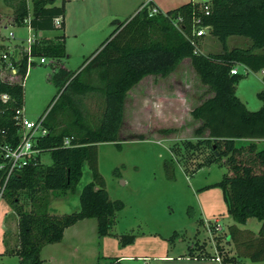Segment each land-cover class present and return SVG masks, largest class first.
Listing matches in <instances>:
<instances>
[{
  "label": "trees",
  "instance_id": "obj_1",
  "mask_svg": "<svg viewBox=\"0 0 264 264\" xmlns=\"http://www.w3.org/2000/svg\"><path fill=\"white\" fill-rule=\"evenodd\" d=\"M2 2L10 9L12 22L17 26L29 16L34 32L63 27V0L59 5H53V0H29V7L27 0ZM208 2V14L191 0L165 12L157 9L151 15L148 13L152 4H140L131 15L115 24L75 71L67 70L60 62L66 57L62 33L53 38L34 39L30 54L48 60L52 70L46 79L57 90L45 110L43 124L48 133L36 145L40 155L49 153L50 164L24 167L9 179L3 195L17 215L16 243L8 253L16 256L18 264H41L40 248L59 242L63 230L82 219L95 220L97 236L109 234L115 212L122 204L107 197L104 180L97 170L96 146L117 141L127 91L146 75L167 76L184 58H188L199 82L212 93L189 111L200 124L194 129L198 135L195 143L187 141V144L207 146L212 162L225 169L217 182L204 188L220 189L226 213L235 223L227 227L223 236L225 243L232 244L234 254L225 253L216 238L215 254L221 257L220 264H239L242 258L264 264V89L255 93L260 107L248 110L234 92L244 75L229 72L235 65H242L246 72L260 73L264 83V0ZM55 17H61L59 28L52 24ZM196 18L207 27L205 35L220 43V51H199L198 38L203 36L191 34ZM230 36L246 38L249 43L227 48L225 41ZM24 68L25 56L19 63L20 71ZM1 93H6L9 99L5 104L0 102V127L6 130L7 140L15 142L18 128L13 110L22 105V87L0 80ZM89 93L96 94L103 105L94 125L86 119L81 104V98ZM204 133L205 137L200 138ZM64 138H70L68 146L62 144ZM84 164L91 179L78 191V210L49 213L42 194L74 192ZM21 190L29 192L28 211L18 204ZM248 218L259 222L256 233L236 226ZM132 240L130 234L119 236L121 245ZM215 254L210 255L203 243L195 242L187 246L186 257L211 260ZM114 260L118 264L115 258L109 264Z\"/></svg>",
  "mask_w": 264,
  "mask_h": 264
},
{
  "label": "rangeland",
  "instance_id": "obj_2",
  "mask_svg": "<svg viewBox=\"0 0 264 264\" xmlns=\"http://www.w3.org/2000/svg\"><path fill=\"white\" fill-rule=\"evenodd\" d=\"M55 1L60 4V0ZM70 5L68 8L74 11L73 4ZM8 12L0 0L2 27L11 22ZM133 12L121 15L117 20L104 14L97 15V12L92 14L91 11L85 13V17L82 15L84 21L80 32L83 36L67 41V56L60 61L63 67L75 71L115 24ZM6 27V30L0 29V45L10 48L23 44L20 38L26 36L25 27L9 24ZM100 27L105 35L97 34V37L102 36L99 41L90 40L93 42L86 43L81 49V40L84 42L85 37L92 35L91 31ZM8 31L13 32L14 38H8ZM60 33L53 30L45 32V35ZM198 43L202 53L221 49L220 43L208 34L198 38ZM248 43V39L239 36H230L225 41L227 48L243 47ZM44 59L45 63H39L37 57L32 59L22 83L24 116L32 121L45 112L57 90L46 79L52 66ZM236 67L238 73L244 76L235 86V95L248 110H255L259 105L255 93L264 89L260 74H244L240 65ZM211 94L199 82L189 60L182 61L165 78L142 77L133 89L127 91L117 141L98 143L96 146L97 170L104 180L107 197L111 201H120L122 207L115 212L108 235H96L93 218L77 224L85 231L81 237L85 240L84 245L95 249L103 264H109L110 259L123 254L147 256V264H217L210 259L183 260L187 256V246L195 242L203 243L210 255L215 254V238L225 253L234 254L232 244L225 243L223 237L227 227L235 223L226 213L221 191L218 187L204 188L217 182L225 169L212 162L207 146L187 144V141L195 143L198 135L194 134V129L200 124L190 116L189 111ZM81 100L86 119L90 124H96L103 107L101 100L93 93L86 94ZM199 137L204 138L205 133ZM40 163L50 164L48 152L41 154ZM90 179V172L84 164L74 192H44L42 195L46 198L48 212L63 214L78 210V191ZM28 195V190L18 192V204L25 211L30 209ZM236 226L256 233L259 222L248 218L244 224ZM126 234L133 235V240L121 245L119 236ZM16 235L17 215L7 197L3 196L0 199V264H18L16 256L8 253L15 246ZM162 254H167L173 261H157L155 257ZM126 264L142 263L134 259ZM239 264L260 263L242 258Z\"/></svg>",
  "mask_w": 264,
  "mask_h": 264
},
{
  "label": "built area",
  "instance_id": "obj_3",
  "mask_svg": "<svg viewBox=\"0 0 264 264\" xmlns=\"http://www.w3.org/2000/svg\"><path fill=\"white\" fill-rule=\"evenodd\" d=\"M149 0H144L143 5L148 4ZM199 9L204 14L209 12L208 0H199ZM157 12L155 7H149V15ZM11 22L5 23L2 27L0 22V29L6 30V24L17 26L12 22V18L9 19ZM179 21V18H177ZM52 24L55 28H59L61 25V17H55L52 19ZM26 29V36L20 38V44L12 46L10 48H4L0 50V80L9 83H16L22 87L24 77L27 73L28 66L32 63V59L35 58L30 54V47L33 43L35 34L33 29L29 25V16L24 18L21 25ZM207 32V27L200 24V19L196 18L192 26V37L204 36ZM8 38H14V34L11 31L7 33ZM191 44H195L192 39H189ZM197 51L194 50V53ZM25 56V68L23 71L19 69V63ZM12 58V59H11ZM39 63H45V59L42 57L38 58ZM246 70L243 68V72ZM230 74L238 73L235 67L230 69ZM9 97L6 93L0 94V102L5 104ZM46 111L40 115L36 120L32 121L24 116V110L22 105L13 110V120L17 126V139L15 142L7 140V132L4 128L0 127V199L4 195L6 185L21 169L28 165H36L40 163V150L38 149L37 141L44 137L48 130L44 126L43 121ZM70 138H64L62 144L64 146L69 145ZM144 260V259H143ZM211 261L220 264V259L215 254Z\"/></svg>",
  "mask_w": 264,
  "mask_h": 264
},
{
  "label": "crops",
  "instance_id": "obj_4",
  "mask_svg": "<svg viewBox=\"0 0 264 264\" xmlns=\"http://www.w3.org/2000/svg\"><path fill=\"white\" fill-rule=\"evenodd\" d=\"M149 1L153 7H155L161 12H165L167 10H170L172 8L179 6L182 3L187 2V1L184 2V0H149ZM143 2L144 0H63V6H64L63 27L61 30H58V31L62 33L63 38H64L65 53L67 52V49H68L67 41L69 40V38H78V36H81V37L83 36V33L80 32L81 31L80 26L82 24V21H84V19H82L81 17L82 15L83 17H85V13H87L88 11H91L92 14L94 12H97V15L104 14L107 17L111 16L115 20H117V17H120L121 15H126L127 13H130V11L132 10L135 11V9ZM70 4H73L72 6H74V11L73 9L68 8ZM53 5H59V2H56L55 0H53ZM6 8L9 11L8 13H10V9L8 7ZM96 17L98 18V16ZM87 18L90 19L91 17L87 16ZM102 30L103 29L101 27L96 28L95 30L91 31L92 32L91 36L85 37L84 42L83 40H81L80 42L81 49L84 48V45H86V43L93 42L90 40L95 39L96 41H99L100 39L99 37H102V36L98 35L97 37V34L100 33V35H105V31L102 32ZM49 31H53V30H49ZM49 31H37V32L33 31V33L35 34V37H45V38H53L59 35V34L45 35V32H49ZM14 46H17V45H14ZM3 47L6 48L5 46ZM184 60H188V58L182 59L181 62ZM236 66L237 65H235L234 67L237 70ZM240 66L243 69V66L242 65ZM245 73H248V72L245 71ZM147 76L155 77L154 75H146L144 77H147ZM165 77H161V78H165ZM138 82L134 86H136ZM134 86H132L129 90L133 89ZM152 87L153 86H151V88ZM260 104L261 103L259 101V105L257 106V108H255V110L260 107ZM84 220L85 219L79 220L76 223L65 228L62 233V238L59 242L45 244L40 248L39 257L42 260L41 264H45V263L46 264H103L104 261L101 259V257L95 254L96 250L84 245L85 240L82 239L81 237L84 235L85 231L83 230V228L78 227L77 225L83 222ZM94 229H95V226H94ZM147 258H148L147 256H143V255H137L134 257L130 254H123V255H119L115 257V259H117L118 264H126L127 262H130V261L132 262L134 259L138 262L141 261L142 264H147L145 263V260ZM155 258L157 259V261H162V262L173 261V259L167 254H162ZM176 260L181 261L182 259L176 258ZM183 260L189 261L192 259H188L187 257H185L183 258ZM115 262L116 260H114L113 264H115ZM105 264H107V262Z\"/></svg>",
  "mask_w": 264,
  "mask_h": 264
}]
</instances>
